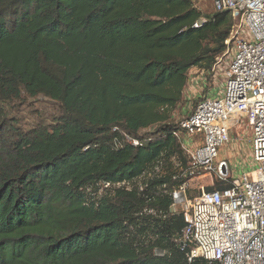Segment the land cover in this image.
<instances>
[{
    "label": "trees",
    "instance_id": "16d2710c",
    "mask_svg": "<svg viewBox=\"0 0 264 264\" xmlns=\"http://www.w3.org/2000/svg\"><path fill=\"white\" fill-rule=\"evenodd\" d=\"M233 26L192 0H0V264H208L180 250L174 113ZM22 95L57 116L23 129Z\"/></svg>",
    "mask_w": 264,
    "mask_h": 264
},
{
    "label": "built area",
    "instance_id": "2783aa9c",
    "mask_svg": "<svg viewBox=\"0 0 264 264\" xmlns=\"http://www.w3.org/2000/svg\"><path fill=\"white\" fill-rule=\"evenodd\" d=\"M212 4L215 12L227 11L239 20L209 72L213 79L218 72L223 82L180 120L175 135L189 159L186 177L214 175L228 186L210 192L200 188L191 200L189 181L172 192L173 211L179 208L185 222L180 250L186 251L189 262L202 258L208 264H264V0H212ZM229 46L230 62L219 71L216 66ZM188 82L200 84L201 93L207 87L205 76L198 81L189 75ZM240 122L251 131L256 167L234 176L219 159V151L230 143L229 132ZM126 140L138 145L130 137Z\"/></svg>",
    "mask_w": 264,
    "mask_h": 264
},
{
    "label": "rangeland",
    "instance_id": "374dc122",
    "mask_svg": "<svg viewBox=\"0 0 264 264\" xmlns=\"http://www.w3.org/2000/svg\"><path fill=\"white\" fill-rule=\"evenodd\" d=\"M192 3L203 15H209L214 12L212 0H192ZM238 25L239 20L234 19L233 30H237ZM231 49L232 47L229 46L227 54L221 57L216 66L218 67L217 70H224L230 62L232 55ZM204 76L205 75L203 74L201 75L200 71H196V73L191 75L192 78L198 79V81L199 79L202 80ZM207 81L208 92L216 93L220 89L223 78L217 72L215 79L209 76ZM186 91L187 93L184 94L186 101H184V104L182 105V112L177 111L174 113L175 120H182L186 117L195 108L199 98L204 94L200 91V84L194 85L189 82ZM206 94L207 92L204 96H206ZM7 111L9 117L15 118L23 129H30L39 124L50 123L52 118L58 114V106L56 103L41 96L29 98L22 95L20 100L8 105ZM229 135L231 141L219 151V159L227 163L230 172L234 176H237L244 171L254 169L256 166L251 159V131L246 123L240 122L239 126H233ZM224 173L225 172L221 170V174L224 175ZM219 180L220 179L214 175H212V177H197L191 179L188 182V199L191 200L192 198L197 197L200 193V188L205 190L207 187H211L212 183Z\"/></svg>",
    "mask_w": 264,
    "mask_h": 264
},
{
    "label": "crops",
    "instance_id": "0c3cea01",
    "mask_svg": "<svg viewBox=\"0 0 264 264\" xmlns=\"http://www.w3.org/2000/svg\"><path fill=\"white\" fill-rule=\"evenodd\" d=\"M196 71H198V70H197V69H192V70L190 71L189 75H192V74L196 73ZM187 91H188V90H187ZM187 91L185 90L184 93H187Z\"/></svg>",
    "mask_w": 264,
    "mask_h": 264
},
{
    "label": "water",
    "instance_id": "95a60500",
    "mask_svg": "<svg viewBox=\"0 0 264 264\" xmlns=\"http://www.w3.org/2000/svg\"><path fill=\"white\" fill-rule=\"evenodd\" d=\"M222 171H224V170H222Z\"/></svg>",
    "mask_w": 264,
    "mask_h": 264
}]
</instances>
